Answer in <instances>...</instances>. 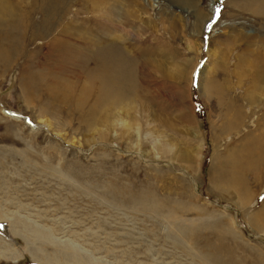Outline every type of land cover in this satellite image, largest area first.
<instances>
[{"label": "rangeland", "instance_id": "1", "mask_svg": "<svg viewBox=\"0 0 264 264\" xmlns=\"http://www.w3.org/2000/svg\"><path fill=\"white\" fill-rule=\"evenodd\" d=\"M261 1L0 0V264H264Z\"/></svg>", "mask_w": 264, "mask_h": 264}, {"label": "bare ground", "instance_id": "2", "mask_svg": "<svg viewBox=\"0 0 264 264\" xmlns=\"http://www.w3.org/2000/svg\"><path fill=\"white\" fill-rule=\"evenodd\" d=\"M51 1V0H50ZM255 2V1H254ZM260 3V2H259ZM261 3L263 4L264 3V0H262L261 1ZM1 4V3H0ZM264 5V4H263ZM262 6V5H261ZM47 7V6H46ZM257 7V6H256ZM3 10V9H2ZM259 10V9H258ZM261 10H262V8H261ZM260 10V11H261ZM5 11V10H4ZM1 13H3V11L1 12ZM6 13V12H5ZM10 13V12H9ZM3 15V14H2ZM1 15V16H2ZM11 16V15H10ZM17 17H19V16H17ZM16 17V19L17 20H19V19H21V18H17ZM7 18H8V16H7ZM11 19V18H10ZM21 20H23V17H22V19ZM8 21V20H7ZM5 23V22H4ZM9 22H6V24H8ZM18 23V22H17ZM86 33V32H85ZM79 37V36H78ZM81 37V36H80ZM83 38V37H82ZM100 38V37H99ZM85 40V39H84ZM97 40V42H98V39H96ZM101 42H102V40H101ZM92 43V42H91ZM89 44V43H88ZM95 44V43H94ZM101 45V44H100ZM98 47V46H97ZM105 49V48H104ZM82 50V48L80 49L79 47H75V48H73V49H70L69 51H64V50H58L56 47H52V48H49V52H48V58H51V57H53V63L51 64V66L53 67V64H54V62L55 61H57L58 62V64H59V66L60 67H63V69L64 68H66L67 69V71H69L70 72V70H74V68L76 67L75 66V60H74V56H76V54H78L80 51ZM94 50V49H93ZM109 51V50H108ZM79 55V54H78ZM112 56H114V60H112L113 61V66H114V68L115 69H119L121 66H122V62H121V58H120V55L118 54V53H116V52H112V54H111ZM80 56V55H79ZM83 56V55H82ZM90 56V55H89ZM5 58V57H4ZM80 58V57H79ZM79 58H78V60H79ZM97 59H102L101 57H99V58H97ZM82 61H83V59H81ZM94 60V62H95V66H96V69H94V70H92V71H90L89 70V72H87L86 73V76H88V77H90L89 75H90V73L93 75V74H95L96 75V78L98 79V80H102V79H105V78H107V77H109L110 76V72H108V70H106L107 69V64L105 63V62H103V63H98V61L96 60V59H93ZM103 61H107V60H103ZM79 62V61H78ZM80 64H82V63H80ZM86 65V67L88 66L87 65V63L85 64ZM51 67V68H52ZM59 67V68H60ZM110 67V66H109ZM112 67V66H111ZM84 68V67H83ZM82 68V69H83ZM62 69V68H61ZM75 69H77V68H75ZM80 69H81V67H80ZM89 69V68H88ZM112 69V68H111ZM49 70H50V67H49ZM79 71V70H78ZM82 71V70H81ZM86 71H88V70H86ZM85 71V72H86ZM118 71V70H117ZM68 72V73H69ZM83 72V71H82ZM62 73V72H61ZM115 73V72H114ZM121 74V73H120ZM85 76V75H84ZM125 76H127V75H125ZM114 78V77H113ZM52 79V78H51ZM60 79H61V77H60ZM64 79V78H63ZM62 80V79H61ZM64 80H66V79H64ZM85 80H86V77H85ZM121 80V79H120ZM58 81V80H57ZM89 81V80H88ZM92 81V80H91ZM54 82V81H53ZM55 83V82H54ZM53 83V84H54ZM50 84H51V81H50ZM88 84V83H87ZM90 84H91V82H90ZM92 84H94V83H92ZM209 84V83H208ZM57 85V84H56ZM95 85V84H94ZM50 86V85H49ZM51 86H52V84H51ZM70 86V85H69ZM85 86V85H84ZM86 86H88V85H86ZM100 86V85H99ZM116 84H114V86H113V91H112V95L111 96H109V95H104L103 97H102V99H103V101L104 102H109L110 100H111V98L112 97H114V98H116V99H120L121 97H118L117 95H116ZM62 88H63V85L61 86ZM73 87V86H72ZM93 87V86H92ZM209 87V86H208ZM53 88V87H52ZM95 88V87H94ZM210 88H212V85H210ZM54 89H55V87H54ZM67 89V88H66ZM69 89V88H68ZM70 89H71V87H70ZM47 90V89H46ZM56 90H58V89H56ZM124 90V89H123ZM210 90V89H209ZM214 90V89H213ZM50 91V90H49ZM67 91V90H66ZM75 91V90H74ZM82 91V90H81ZM85 91V90H84ZM121 91V90H120ZM54 92V91H53ZM70 92V91H69ZM49 93V92H48ZM59 93V92H58ZM55 95H56V93H54ZM80 94V93H79ZM60 95H62L61 93H60ZM77 95V94H76ZM80 95H82V94H80ZM63 97V96H62ZM74 98V97H73ZM72 98V99H73ZM76 98V97H75ZM86 98V97H85ZM126 98H128V95L126 96ZM126 98H124V99H126ZM71 100V99H70ZM76 101V100H75ZM67 102V101H66ZM121 102V101H120ZM70 103V102H69ZM119 102H117L116 103V105L118 104ZM75 104H76V102H75ZM111 105V104H110ZM94 106V105H93ZM103 107V106H102ZM113 107H114V105H113ZM95 108V107H94ZM101 108V107H100ZM91 109V108H90ZM109 109V108H108ZM88 111H90V110H88ZM89 113V112H88ZM89 123V122H88ZM230 123V122H229ZM123 124V123H122ZM121 125V124H120ZM126 126V125H125ZM128 128V127H127ZM234 151V150H233ZM236 151H238V150H236ZM239 152V151H238ZM232 154V153H231ZM232 160V159H231ZM261 161V160H260ZM257 163V162H256ZM239 164V163H238ZM261 164V163H260ZM253 164H251V166H252ZM254 166V165H253ZM256 166V165H255ZM239 167V166H238ZM249 168V167H248ZM257 168H258V166H257ZM261 168V167H260ZM253 169V168H252ZM251 168H249V170H252ZM254 169H255V167H254ZM252 173H253V171H251ZM229 181V180H228ZM230 181H231V179H230ZM258 211V210H257ZM259 213V212H258ZM255 215V214H254ZM253 215V216H254ZM263 221H264V209H262V212L260 213V215H258ZM252 218V217H251ZM257 218V217H256ZM256 221V220H255ZM254 223H252V225H253ZM263 224V223H262ZM259 225V224H258ZM255 226V225H254ZM261 226V225H260ZM258 227V226H257ZM261 227H263V226H261ZM6 247H4V249H5Z\"/></svg>", "mask_w": 264, "mask_h": 264}]
</instances>
